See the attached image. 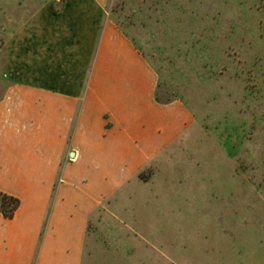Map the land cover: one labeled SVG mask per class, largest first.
Instances as JSON below:
<instances>
[{"label":"rangeland","instance_id":"374dc122","mask_svg":"<svg viewBox=\"0 0 264 264\" xmlns=\"http://www.w3.org/2000/svg\"><path fill=\"white\" fill-rule=\"evenodd\" d=\"M81 19L91 65L115 27L187 119L93 212L83 264H264V0H0L1 108L41 62L76 61Z\"/></svg>","mask_w":264,"mask_h":264},{"label":"crops","instance_id":"0c3cea01","mask_svg":"<svg viewBox=\"0 0 264 264\" xmlns=\"http://www.w3.org/2000/svg\"><path fill=\"white\" fill-rule=\"evenodd\" d=\"M83 21L65 24L80 26L76 61L41 62L23 85L31 97L0 106V190L20 199L13 218L0 213V264H83L93 212L186 125L185 113L155 101V72L115 27L91 65Z\"/></svg>","mask_w":264,"mask_h":264},{"label":"trees","instance_id":"16d2710c","mask_svg":"<svg viewBox=\"0 0 264 264\" xmlns=\"http://www.w3.org/2000/svg\"><path fill=\"white\" fill-rule=\"evenodd\" d=\"M156 99L157 101L163 103V101L159 100L158 97ZM19 205H20L19 198L9 195L0 190V213L5 218H9V219L13 218Z\"/></svg>","mask_w":264,"mask_h":264}]
</instances>
